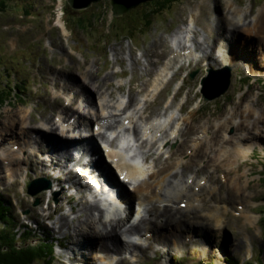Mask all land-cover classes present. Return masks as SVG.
Masks as SVG:
<instances>
[{
  "label": "rangeland",
  "instance_id": "rangeland-1",
  "mask_svg": "<svg viewBox=\"0 0 264 264\" xmlns=\"http://www.w3.org/2000/svg\"><path fill=\"white\" fill-rule=\"evenodd\" d=\"M5 2L8 3V5H5ZM234 2L239 8H248L249 12H246L247 15L244 16L245 21H252L253 19H251V16L256 13L257 7L264 4V1L261 2V0H234ZM1 4L6 7L2 8V6L0 8L4 10L2 12L6 14L8 11H14L15 17L17 16L16 12L24 10L25 8L28 10L27 13H33L31 17L25 16L22 19H10V16L0 15V58L9 66L8 70L11 73L10 76L3 75L0 72V84L5 82V80L17 77L19 81H21V87L25 88V93L17 94L15 98L9 100L3 107H0V128L13 124V135L15 136V138H11L13 135H7L6 140L3 141V145H7L8 147L11 145L14 147L15 145L17 149H20L22 143H24V141H29L30 138H33V141H35L36 137L43 138L41 140L42 143L40 142L41 148L45 147L44 144L47 141L54 139L53 136H55V134L43 132L33 127L32 131L21 136L18 124L20 120L16 119L30 113L31 115L28 116H31L30 125L32 124V126L42 121L39 119L54 120L53 118L57 113L54 116L50 114L53 110L61 108L63 103L61 98L55 101L51 98L50 87L54 84L55 78L58 79L60 85L63 84L64 81L70 83L82 81V77H84V72L86 71L93 72L100 80L105 78L109 72L113 74L123 72L125 75L122 79H119L117 75H113V77L110 78L111 80L109 79L110 81L106 82L104 85L107 86L110 82L113 86L121 84L122 87L118 89V91H121L117 92L113 90V96L117 99V95H123L124 100H128L127 96L129 89L130 100L133 95L132 93L135 91L134 94L137 96L138 91L143 87L142 96L141 94L137 96L138 99H141L146 92L151 90L153 81L151 73H154L159 68L162 58L171 52L169 57L165 60V64L168 59L175 56L176 53L172 54L174 50L172 39L177 36L176 33L180 32V30L188 24H191L189 23L190 17L195 20V38L202 43V48L208 46L206 53L211 52L212 57L210 59L202 57L204 61H209V64L206 66H204L206 62H204L203 65L190 63L182 66L180 69L178 68L179 66H173L172 68H174L176 72L172 78L170 92L181 77L194 73L193 78H184V84H182L181 87V90L184 89V98L187 101V107L184 109L189 112L193 111V113L188 115L192 119L191 125L195 127L201 123H205L204 128L207 129V134H205L206 138L204 139L205 143L209 141V136L211 137L212 133L217 134L218 140L221 135L225 139L229 137L233 138L229 144L227 141L222 140L221 136L223 142L214 143L212 147V150H216L214 153L208 151L210 152L209 154H204L202 152V155H197V159L194 162L196 165L199 164V161L204 159V156H207V160L204 159L200 165H203L204 161L207 162L210 158H212V161L207 162L208 166L206 168L205 165L207 163L204 164L203 170L201 171L202 174L198 175V180H195L194 184H197L204 176L210 175L211 183L208 184H211V186L216 189L214 192L206 188V193L204 194L206 201L203 203L200 214L206 215L207 213L208 215L211 207L217 205L213 210L219 208H229L230 210L231 207L236 215L240 207L237 206L236 208V205H241L242 208H246L254 217H257L256 222L253 226H244V219L234 216L233 212L230 210L223 220L224 224L226 223L225 227L217 229L216 227H210V225L207 226L208 223H205V221H192V214H188L186 220L196 223L198 226L193 224L189 225L187 223L182 226L180 230L175 231V233L172 230L174 227H170L168 231L159 233L160 236L169 238L178 235L179 239H176L179 240V242L171 240L172 244H170L171 242L169 241L170 247L177 251L174 255L171 253V257H165V254H163L164 244L162 243L163 245H160L156 242L153 243L154 249L158 250L156 255H152L151 249L148 248L143 250L146 257L138 263L133 262V264H163L165 258L168 260L164 264H228V262L232 261H238L240 263L250 261L253 262V264H264V233L261 238L262 233L260 227L262 225L259 224L260 222L258 223V213H262V211H260L261 207H263L262 210H264V182L261 180V175H264V170H262L261 167V158L264 157V140L257 141L259 137L255 136L256 139H250L247 143L241 144L238 138L242 139L244 136L249 137L253 135L251 130H246L243 125L239 126V130L243 129L239 132H236L232 126L221 127L224 122L230 124V122L225 119L231 120L233 113L236 114L233 115V120L236 122L241 120L240 112H248L250 108H253L254 112L247 118L250 124V121L257 117L259 111L262 112L264 110V83L262 82L264 81V60L260 56L261 50H258L257 45H255L256 41L253 40L251 36L244 35L241 32H234L235 34L230 32L233 24V15L228 11L226 3L224 4L227 10L224 8L223 0H174L160 11L157 10L154 14H152L153 11L151 12V10L155 9L154 7L157 5L155 1L154 3L141 4L135 8L136 11L135 9L131 10L122 17L115 19L114 24L116 30L108 34L107 30L103 28L104 23L101 22H108L113 19L110 12V3L109 0H100L84 11L74 12L77 14H73L70 8H68V13L75 17L67 15V20L69 22L67 35L66 32H60L52 27L51 21L48 20L49 10L44 9V6L47 4L43 0H0V5ZM256 15L257 16L254 18L258 19L259 11ZM76 19L84 22L83 25H85V30L74 26L73 23H75ZM187 19H189L188 23ZM241 19H243V17H241ZM88 21L91 22V24H88ZM259 21H264V18L260 16ZM259 21L256 23H260ZM65 24L67 28L66 21ZM7 25L11 27L15 25L18 29L12 28L10 30H3L2 27ZM217 25L220 27L219 30L216 28ZM45 27L47 29L46 32H44ZM240 37L244 39L239 41L241 39ZM160 40L167 42L164 45H159L158 42H160ZM218 40L219 47L222 41L226 43L229 51L234 47L232 50L233 57H230L231 63L229 64L228 62L229 66H227L228 73L225 71L226 68L223 69V67L216 62V58L214 57ZM245 40L246 42H244ZM236 43H241L242 46L238 47ZM146 51L150 54L148 55V59L144 57ZM258 51L260 55H258ZM130 52L133 54V58H137L139 61L135 70L132 71L130 60L129 62L127 61V55H130ZM113 55L116 56V59L118 55L120 58L113 61ZM200 55L201 54H198V57ZM145 59L153 64V66L148 67V69H152L150 76L143 70V65L146 64ZM250 62H253L255 66H252ZM224 63L225 62H222V65H225ZM88 66L89 68L87 69ZM249 68L253 71H251V80L246 87H241L238 77L244 75L246 70H250ZM224 76H228V87L226 92L214 100H203L201 98L202 86L199 83H201L204 78L205 80L208 78L210 79L206 81L207 84H209L207 95L210 98L216 95L215 93L225 86L226 78ZM223 78L224 82L222 87H220V82L216 80ZM144 81H146L145 87ZM67 86L72 87L70 91L77 87L64 83L59 87L54 85V91L63 92ZM76 91H78V89ZM65 96L66 92L65 95L61 97L68 102V105L71 104L69 100L64 98ZM85 96L93 100L90 98L91 95L89 93L85 94ZM82 97L84 99V96ZM137 98L135 97V100L131 103L128 100V103H130L133 108L137 104ZM158 101L159 99L153 102L151 105L154 106V108L152 110L148 109L144 115H156L157 111L161 109L160 105H158ZM175 102L178 104L179 101L176 100ZM35 105H37V107H35ZM139 107L141 106L138 105L137 108ZM63 109L64 107L58 112ZM133 110H135V108ZM6 113H8V117H5V119L2 118ZM68 114L70 115L72 112ZM241 115L246 116L245 114ZM15 116H17V118ZM184 117L187 118L185 115ZM10 118L14 120H10ZM192 133L193 130L186 135V137L189 136L188 139L195 137L193 136L195 134ZM95 139L97 142H100L98 138ZM169 147L172 150L176 149V151L179 149L176 143L171 144ZM186 148L185 146L182 150ZM170 149H165L166 152L161 156L160 164L156 165L154 161L156 157H154L155 159L153 160L152 158L148 160L149 163L153 162L151 165L154 167L155 171L163 167L164 160H167L166 153L169 152ZM221 149H225L224 152L227 153H222L218 161L220 162L222 158L227 160L233 159L232 169H228V167L218 168L216 166L218 162H215L214 159ZM98 151L100 152V150ZM237 151H245V154L237 158L235 155ZM177 156L178 157H175V163H177L179 159L186 160L188 158L187 156H181L179 151ZM97 157L98 156H96V158ZM34 158L42 161L41 159L45 160L46 157L40 154L35 156L34 153L28 155L23 153V155L21 154L20 160L10 166H7L8 163L4 166L0 161V171L2 172L0 178V198L4 199L6 203L9 204L10 212L15 222L21 223L24 221L23 224L28 226L27 236L31 233L30 242L39 238L46 242L47 247H52L50 264H84L79 261V246L70 244L71 233H69L67 229H63V231L59 233L54 223L59 216L61 208L62 211L66 213L65 215H67L68 220H71L74 217V212H70V207L74 209L76 207L74 203L81 199L78 193H76V189H69L70 184L68 182L65 184L63 182L58 185L56 182L52 181L51 175L48 173H51L53 176L54 171L49 169L46 170V168L42 171V167L41 169L33 167L35 171L32 169L26 170L29 167L28 164H33ZM88 160V158L84 157L83 162H87ZM171 162L173 161L171 160ZM171 162L169 159L167 164ZM44 163L46 164V162ZM141 163L145 164L143 161ZM74 165L75 164L72 166ZM179 165L180 164H176V166H174V164H170L169 167L176 168ZM72 166L71 164L68 165L69 169H72ZM10 169H13V171ZM24 169L25 172L23 171ZM195 170H197V168L193 166L185 170L182 174V178L184 177L183 180H186L185 177L188 178L190 176H193L194 179ZM64 172H66V170L63 169L61 172L62 178H64L63 174H66ZM89 173L90 169L87 170L86 176ZM95 174L96 173H93L94 177L91 176V174L87 177L90 176L92 179L95 178L98 182V178ZM79 177L82 176L80 175ZM204 178L207 180V177ZM33 180L36 181L28 186L29 182ZM227 181H230V185L234 182L238 183L237 186L242 189L236 192L234 189V192L230 195L226 187ZM16 182H19V184H16ZM83 182L87 181L84 180ZM91 182L93 183L94 181ZM115 182L117 183V181ZM201 183L203 185L205 184L204 181ZM48 185H50V187L47 189ZM98 187L101 189H110L109 186L102 182H99ZM62 189L66 190V192L63 193ZM242 190L244 191L243 194ZM92 192L93 197L90 198L91 201L94 200V197L99 200V198L103 196L101 193ZM123 192L126 194L127 189L126 191L123 190ZM239 192L241 193L240 196H236V193ZM211 193L213 194L210 195ZM87 195L89 199V194ZM105 198L106 197L100 199V207L108 205ZM239 198L246 199L241 200ZM134 199H136V196ZM116 200L122 202L118 197ZM110 202H112V200H110ZM222 203L228 207L222 205ZM47 207L48 209L46 210ZM132 207L131 205V209L129 208L128 211H131ZM127 208L128 206L126 209ZM178 208H181V206H178ZM21 210L26 213H22ZM254 210L256 214L253 212ZM46 213H50L51 220L45 215ZM36 215L39 217L37 220L34 219ZM62 233H65V238ZM188 235H190L191 238ZM243 235L248 239H243ZM187 237L197 242L190 243ZM181 243L183 245L186 243L188 244L182 249ZM206 246H208L209 253L202 255V247L206 248ZM95 247H99V245ZM70 248L73 249L70 250ZM89 248L93 251L96 249L91 245H89ZM90 249L89 251H91ZM247 249H250V257L249 254H247ZM65 252L72 260L66 257L64 258L63 254H65ZM110 253L111 252H109V256ZM124 256H126V254L123 255V257ZM36 264H41V262H37ZM125 264H130V262L128 261Z\"/></svg>",
  "mask_w": 264,
  "mask_h": 264
},
{
  "label": "bare ground",
  "instance_id": "bare-ground-1",
  "mask_svg": "<svg viewBox=\"0 0 264 264\" xmlns=\"http://www.w3.org/2000/svg\"><path fill=\"white\" fill-rule=\"evenodd\" d=\"M134 1L136 0H115V2L112 0L114 6L118 10H122V6L120 4L130 5ZM225 3L228 11L233 15V24L230 32H241L244 35L251 36V38L256 41L255 45H257L258 50H261V55L259 51L257 52L258 55H260L264 60V21H259L260 16L264 18V6L259 10L258 19L253 18V20L249 23H245L243 19L244 16L247 15L246 11L239 10L233 3V0H225ZM241 17H243V19H241ZM258 21L260 23H256ZM189 23L191 24H188L186 27L181 29L180 32H177V36L172 39L174 47L172 54H176L174 57L168 59V61L161 67V69L153 75L151 90L146 92L141 99H138L137 96L144 90V88L142 87V89L138 91V95L136 96L134 94V91V93H132V97L129 100V89L127 96L129 102H133L135 100V97L137 98V103L140 101L135 107V110H133L131 113L125 112V108H121L122 102L120 98L114 101L113 90L118 91V89H120L122 85L117 84L116 86H113L111 82L107 86L104 85L106 82H109L111 80L110 78L113 77V73H107L106 77H101L102 79L100 80L98 79V76L93 72L86 71L84 72L83 78L87 79L88 81L84 79L83 81L87 82V86L80 85L77 86L74 90H68L66 96L64 97L72 104L76 96L75 93H78V101L75 108H71L68 105L64 107L62 111L57 112V115H55L54 118L52 117L54 120L43 119L40 123L34 126H32V124L30 125L31 116H28L31 115L30 113L26 114V116H22L16 119L20 120L18 124L19 133L21 136L27 134L29 131H32V127L34 129L42 130L43 132L55 134V136H53L54 139L49 140L44 144V149L41 148L40 145V142L43 138L41 139L37 137L35 138V141H33V138H30L29 141H24L20 149L14 150L12 145L9 147L7 145L5 146L3 145V141L6 140L7 135H13V124H9L7 126H4L3 128H0L1 162L3 160H6L7 162H9L7 166H10L11 164L20 160L21 154L23 155V153H25L26 155L34 153L35 156L37 154L45 155V160L39 158L42 161L36 160L34 158L33 164H28L29 167L27 166L28 168L26 170L32 169L33 171H35V168L33 167H36L38 169H41L42 167V171H44L45 168L46 170L49 169L51 171H54L53 176L51 173H48L49 175H51L52 181L56 182L58 185L63 182L64 184L68 182L70 184L69 189H76V193H78L81 200H77L74 203V206H76L74 209L70 207V212H74V217L71 220H68L67 215H65L66 213H64L61 208L59 211V216L54 223L59 233H61L63 229H67L68 232L71 233L70 244L73 246H79L80 250L78 252V255H80L79 261L81 263L125 264L128 261L130 262V264H133V262L138 263L146 257V255L143 253V250L149 248L152 251L151 254L156 255L158 250L154 249L153 247V243L156 242L160 245L163 243V254H165L164 256L171 257V253L172 255H174L177 252L174 248L170 247V244H172L171 240L179 242V240L176 239L178 238V235H175L176 237L171 236V238H169L160 236L159 233L162 231H168L170 227H174L172 228V230L175 233V231L180 230L182 226L186 225L187 223L189 225L193 224L198 226V224L186 220L187 214L191 212L193 214L192 221H205V223H208L207 226L210 225V227H216L217 229H220L224 226V223L221 220L224 218V215L227 214L229 208H219L213 210L212 214L208 215L207 213L206 215L200 214L203 203H205L206 201L204 198L206 188L211 189V191L215 190V188L212 187L211 184H208L211 183V176L206 175L204 176L207 177L206 181L203 177L197 182V184H194L195 180H198V175L202 174V168L197 169L198 171L195 170L194 179L193 176H190L188 178L185 177L186 180H183L184 177L182 178V174L185 172V170L192 168V166L194 168H197L198 164H194L195 160L197 159V155H200L202 152L204 154H209L210 152L214 153L216 151L212 150L214 143L217 144L218 142H223L222 140H224L230 144L233 139L232 137L225 139L221 135L222 140L221 136L218 140L217 134L212 133V136H209V141L205 143L204 135L207 134V129L204 128L205 123H201L200 125L193 127L191 125L192 119L190 116H187V118L184 117V115L183 118L177 116L175 119L177 120L175 126L163 136L164 140L162 141V143H159V138L157 137L145 139L141 142L140 148L142 149L141 153L144 160L143 163L145 162V164H142L141 162L138 163L139 165L136 164L135 161L139 160L140 156H132L129 159H123L115 151H111L110 153H108V157L110 159H116V168L118 173L126 174L131 182L138 181L141 178L140 183H138L132 189H129V187H131L129 183H119V181L116 183L113 179L114 171L108 164L107 160H105V158L103 157V147L99 148L98 146L97 148V146L93 143L94 137H92V135H88L87 139H82L81 130L78 129L79 126L90 127L92 126L91 124H95L100 128H109L115 123L123 125L125 121H128V127L133 126V128L138 131V121L142 122L144 120H147V117L144 116V109L147 110V108L150 107V103L154 101V96H158L167 86L165 85V80L168 76V72L172 69L171 67L173 60L194 59V55L197 52H202L203 57L205 58L210 59L212 57L211 52L206 53V49L208 46L206 48H202V43L200 41H197V39L195 38V20L191 19L190 17ZM216 28L218 30L220 29L218 25L216 26ZM62 29L64 32H66L64 27H62ZM245 31L248 33H246ZM240 38L241 39L239 41H242L244 39L243 37ZM160 42H158L159 45H164L167 41L160 40ZM244 42H246V40ZM187 44L190 45V48H187ZM236 44L238 47L242 46L241 43ZM233 49L234 47H232V49L229 51L227 49L226 43L222 41L217 53L221 64L222 62H225L224 66L229 65V59L227 58L226 54L233 57ZM148 55L150 54H148V52L146 51L144 57L148 59ZM129 57L130 67L132 71L135 70L139 61L137 58H133V54L131 52ZM118 59V56L116 59V56L113 55V61ZM147 59H145L146 64L143 65V70L148 76H150L152 69H148V67L153 66V64L149 63ZM250 63H252V66H255L253 62ZM152 74L153 73H151V75ZM207 80L209 81L210 79L208 78ZM146 81H144V87L146 86ZM203 86L205 87V91H203V94L205 97H208L207 90L209 84H207V82L205 81V83L203 82ZM77 88H79L78 91H76ZM87 93L91 95L90 98H92L93 100L85 96V94ZM54 95L64 96L65 91H54ZM81 95L84 96V99ZM148 100L150 102H148ZM138 105L141 107L137 108ZM70 112H72V114L69 115L68 113ZM252 112H254L253 108H250L248 112H240L241 120H238L236 122L233 120V115L236 114L233 113L231 119L232 121L230 119H225L228 120L230 124L224 122L221 127L232 126L236 132H239L243 130H239V126L243 125L246 130H251L253 132V135H250L249 137L243 135L244 137L242 139L238 138V141H240L241 144L247 143L248 141H250V139H256L255 136L259 137L257 141L264 140V110L262 112L259 111L257 117L252 120L253 122L250 121L251 123L249 124L247 118L251 116ZM170 114L174 115L173 112H171ZM241 114H245L246 116H243ZM160 116L161 113L157 115V117ZM5 117H8V113H6V115L2 118L5 119ZM15 117L17 118V116ZM169 118L170 117L168 116L167 119ZM10 120L14 119L10 118ZM192 130V134H195L196 138L189 140V136L186 137V135H188ZM88 131L90 130L88 129ZM83 136L87 137L86 135ZM101 137H103V135H101ZM11 138H15V136L13 135V137ZM172 143H176V145L179 146V149L177 151L176 149H170V151L166 153L167 160H164L163 167L155 171L154 167L151 165L153 162L149 163L148 160L151 158L153 160L155 159L154 157H156V159L154 160L156 165L160 164L161 156L164 155V152H166L165 149H168ZM185 146L187 148L185 150H182V148ZM97 149L100 150V154H98L99 151ZM187 149L190 151V155L188 156L189 159H179V161L175 163V157H178V151L179 154L183 156ZM224 150L225 149H221L217 157H215L214 161L218 162L216 166L218 168L228 167V169H232L233 159L227 160L225 158H222L220 162L218 161V158L221 157L222 153H227L224 152ZM244 154L245 151H237L235 155L238 158ZM96 156L98 157L96 158ZM84 157L88 158L89 160L87 162H83ZM205 157L207 156H204V158ZM169 159L170 162L171 160L173 162L167 164ZM210 161H212V158H210L207 162ZM44 162H46V164ZM72 162H74L75 165L72 166V169H69L68 165H70ZM126 162H129L132 165ZM170 164H174V166H176V164L180 165L176 168H170ZM82 166L84 172H87V170L90 169L89 174H91V176L94 177L93 173H96L95 176L98 178V182L97 180H95V178L92 179L90 178V176L88 177V180H90L89 182L94 181L92 183L93 188L89 185V182L88 184L87 182L82 181L84 179V176L79 177L80 172L78 170V167ZM207 166L208 163L205 165V168ZM63 169L66 170V172H64L66 174H63L64 178H62L61 175ZM10 170L13 171V169ZM23 171L25 172V169ZM1 174L2 172L0 173V178ZM115 174L116 173H114V175ZM203 181L205 182L204 185L201 183ZM99 182H102L109 186L110 189L114 190L116 194L114 195V197H112V202H109L108 205L104 207H100V198L99 200H97V198L94 197L93 201L90 200V198L93 197L92 191L101 193L102 195H104L105 193H110V191L107 189L99 188ZM190 182L191 184H189ZM226 183L227 191L228 193H230V195H232L234 189L235 192L242 189L241 187L237 186L238 183L234 182L231 183V185L230 181H227ZM16 184H19V182H16ZM123 184H127L128 191L132 190L135 195L133 196V194L131 195L129 193L125 194L123 192V190H125V185ZM194 188L198 189L195 191ZM62 192L64 193L66 192V190L62 189ZM243 192L244 191L242 190V194ZM87 194H89V199ZM240 194V192L236 193V196H240ZM116 196L121 199L122 202L117 201ZM135 196L136 199H134ZM243 199L246 198H242L241 200ZM180 203H185L184 208L181 209L175 206L176 204ZM131 205L133 206L132 210L128 211L129 208L131 209ZM127 206L128 208L126 209ZM135 208L138 209L136 210ZM47 209L48 207L46 208V210ZM239 209L236 216L244 219H242L244 221V226H253L256 222L257 217H254L252 213L249 212V210L247 211L246 208L241 207ZM49 214L46 213L45 215H47V217L50 219L51 217ZM34 219H39L38 215L34 216ZM62 234L65 238V233ZM243 239L248 238L243 235ZM169 241L171 242L170 244ZM188 242L194 243L197 241L188 239ZM89 245L94 246V248L96 249L93 251L89 248ZM96 245H99V247H95ZM185 245L182 244V249H184ZM72 249L73 248H70V250ZM89 249L91 251H89ZM109 252H111L110 256ZM207 253H209L208 246H206V248L202 247V255ZM125 254L126 256L123 257V255ZM247 254H249V257L251 256L250 249H247ZM63 256L64 258L66 257L68 259H71V257L66 252L65 254H63Z\"/></svg>",
  "mask_w": 264,
  "mask_h": 264
},
{
  "label": "trees",
  "instance_id": "trees-1",
  "mask_svg": "<svg viewBox=\"0 0 264 264\" xmlns=\"http://www.w3.org/2000/svg\"><path fill=\"white\" fill-rule=\"evenodd\" d=\"M171 1L174 0H155L157 5L153 13L165 8ZM2 6L4 5L1 4L0 8ZM76 24L82 26L84 22L76 20ZM16 89L18 90V86L15 88L11 83L0 85V106L15 94ZM261 167L264 170V158ZM261 180L264 182V178ZM262 220L264 221V210H262ZM16 226L11 219L9 208L0 200V264H36L37 262L50 264L52 247H47L46 242L39 238L30 242L31 233L27 236L28 226H19L15 231Z\"/></svg>",
  "mask_w": 264,
  "mask_h": 264
},
{
  "label": "water",
  "instance_id": "water-1",
  "mask_svg": "<svg viewBox=\"0 0 264 264\" xmlns=\"http://www.w3.org/2000/svg\"><path fill=\"white\" fill-rule=\"evenodd\" d=\"M98 1L99 0H77V1L76 0H68V4L71 6V8H73L75 10H84V9L88 8L91 3H95V2H98ZM110 1H111V6H112V12L114 13V15L115 16H121L122 14H124V13L130 11L131 9L135 8L138 4H140L142 2H146V1H152V0H136L130 5L120 4L122 6V10H118L114 6L112 0H110ZM113 1L115 2V0H113ZM225 71L228 73L227 69ZM225 75H227V74H225ZM225 78H226L225 86L220 91L215 93L216 95H214V96L209 98V97H205L204 94H203V97H204L205 101L213 100V99L219 97L220 95H222L227 90V87H228V76H226ZM205 81H207V79ZM205 81H204V83H205ZM216 81H219L220 84H221L220 87H222L223 82H224V78L220 79V80H216ZM203 91H205V87L204 86H203ZM48 187H49V185H48Z\"/></svg>",
  "mask_w": 264,
  "mask_h": 264
}]
</instances>
